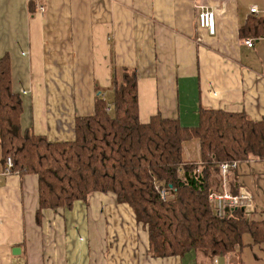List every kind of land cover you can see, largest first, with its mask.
I'll use <instances>...</instances> for the list:
<instances>
[{
  "label": "crops",
  "instance_id": "obj_1",
  "mask_svg": "<svg viewBox=\"0 0 264 264\" xmlns=\"http://www.w3.org/2000/svg\"><path fill=\"white\" fill-rule=\"evenodd\" d=\"M201 10L214 14L213 35L197 26ZM253 18L264 20V0H0V60L21 100L20 126L71 141L97 96L111 106L112 80L121 81L123 68L137 76L141 123L160 115L194 127L199 108L260 121L264 36L240 34ZM184 158L198 159L195 141L184 144ZM4 167L0 161V264H217L194 250L152 257L146 227L111 193L37 216L36 175ZM225 190L248 194L246 217L264 221V161L239 162L223 178ZM242 243L224 264H264V243L248 234Z\"/></svg>",
  "mask_w": 264,
  "mask_h": 264
},
{
  "label": "trees",
  "instance_id": "obj_2",
  "mask_svg": "<svg viewBox=\"0 0 264 264\" xmlns=\"http://www.w3.org/2000/svg\"><path fill=\"white\" fill-rule=\"evenodd\" d=\"M240 34L264 36V20L250 19ZM111 86V106L97 96L93 114L76 119L74 138L52 142L22 130L21 100L11 90L7 59L0 60V161L4 167L10 158L12 172L36 175L37 216L70 209L92 193H111L146 227L154 258L190 250L225 257L243 247L244 234L264 243V221L250 220L240 208L223 211L210 199L221 193V163L264 161V116L253 121L244 113L199 108L194 127L160 115L141 123L135 71L123 68ZM193 141L198 159L185 160L184 144Z\"/></svg>",
  "mask_w": 264,
  "mask_h": 264
},
{
  "label": "built area",
  "instance_id": "obj_3",
  "mask_svg": "<svg viewBox=\"0 0 264 264\" xmlns=\"http://www.w3.org/2000/svg\"><path fill=\"white\" fill-rule=\"evenodd\" d=\"M42 10V8H40ZM250 13H256V8L250 9ZM197 26L201 29L206 30L209 35L214 34V14L212 11L201 10L197 14ZM245 45L251 47L253 45L251 40H246ZM238 161H225L220 164V170L223 178L229 173L230 169H235L238 166ZM12 169V161L10 158L6 159L4 174L14 173L11 171ZM163 196V192H161ZM215 203H217L218 208L225 206L227 208H245L250 204L251 199L248 194L243 192H238L236 194H231L223 191L220 194H214L210 196ZM222 205V206H221Z\"/></svg>",
  "mask_w": 264,
  "mask_h": 264
},
{
  "label": "water",
  "instance_id": "obj_4",
  "mask_svg": "<svg viewBox=\"0 0 264 264\" xmlns=\"http://www.w3.org/2000/svg\"><path fill=\"white\" fill-rule=\"evenodd\" d=\"M234 209H236V208H234ZM241 210H243L242 208H241ZM216 263L217 264H224V257L223 256H218L217 257V259H216Z\"/></svg>",
  "mask_w": 264,
  "mask_h": 264
},
{
  "label": "rangeland",
  "instance_id": "obj_5",
  "mask_svg": "<svg viewBox=\"0 0 264 264\" xmlns=\"http://www.w3.org/2000/svg\"><path fill=\"white\" fill-rule=\"evenodd\" d=\"M217 205V203H215Z\"/></svg>",
  "mask_w": 264,
  "mask_h": 264
}]
</instances>
